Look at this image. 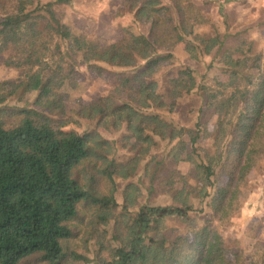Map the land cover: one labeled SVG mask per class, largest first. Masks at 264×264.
Listing matches in <instances>:
<instances>
[{
	"label": "trees",
	"instance_id": "1",
	"mask_svg": "<svg viewBox=\"0 0 264 264\" xmlns=\"http://www.w3.org/2000/svg\"><path fill=\"white\" fill-rule=\"evenodd\" d=\"M72 1L0 0V65L19 71L17 78L0 81V264H76L73 242L82 232L75 221L85 227V246L98 247L87 263L264 264V243L261 254L240 263L212 223L194 224L192 214L202 209L190 203L188 180L200 186V203L207 201L221 221L239 210L248 175L264 161V51L246 30L229 31L224 1L217 10L221 30L210 15L212 0H126L122 7L149 31L108 47L75 34L57 16L55 8ZM181 43L192 60L218 59L230 80L198 85L179 70L160 93L155 76ZM79 60L109 66L101 67L99 76L114 80L115 87L91 104L80 103L73 118L63 88L76 86ZM195 90L200 112L216 117L213 129L204 130L210 149L197 147L200 129L178 127L149 111L172 112ZM14 100L22 105H7ZM81 120L95 128L67 129ZM97 128L124 132L121 142L129 157L117 159V141L101 140ZM161 142L171 163L189 165L187 174L152 156ZM148 157L149 190L175 191L171 205L139 202L143 186L133 179ZM219 175L226 178L223 185L217 184ZM169 220H180L188 230L166 234Z\"/></svg>",
	"mask_w": 264,
	"mask_h": 264
},
{
	"label": "rangeland",
	"instance_id": "2",
	"mask_svg": "<svg viewBox=\"0 0 264 264\" xmlns=\"http://www.w3.org/2000/svg\"><path fill=\"white\" fill-rule=\"evenodd\" d=\"M26 1V0H24ZM35 2L41 1L42 3L49 2L50 0H34ZM195 1V0H194ZM205 0L197 1L202 3ZM126 0H73L68 5H58L55 8V12L59 18L63 20L67 25L71 27L73 32L77 35H83L92 42L99 44L101 47H108L120 40L128 37L131 34L140 35L147 34L149 27L146 25L138 24L134 21L132 13L128 9L123 8L122 4ZM218 3L220 1L215 0L210 10V15L215 19V22L220 29L224 28L222 18L218 16ZM223 3V2H222ZM262 4V2H261ZM227 24L229 25V31L233 34L239 32H245V36L254 40L257 45V49L264 51V8L260 13L258 10H244V8L237 5H232L226 8ZM249 20V21H248ZM246 22V23H245ZM256 24V26H252ZM240 40V37L236 38V41ZM186 44L181 43L173 49L170 54L171 57L163 64V69L157 76L160 85V93L163 95L167 90V80L174 77L179 70L188 72L191 79L198 85L211 84L214 79L228 82L230 80V74L225 71L223 64H220L219 60L213 56H202L198 61L192 60L186 51ZM212 68H209L210 65ZM101 67L110 69L109 66L101 63H77V84L76 86L66 85L63 88V92L69 95V100L66 102L68 115L75 118V113L79 109L80 103L91 104L99 98L108 95L113 91L115 87L114 80H107L99 76V70ZM117 70V69H112ZM19 76V71L15 68H8L5 65H0V81L15 79ZM33 97H30L32 99ZM8 106H21L15 100L10 101ZM201 100L197 95V91H193L190 95L182 97L174 111L170 112L168 108L156 109L153 108L149 111L155 112L162 116L169 122L174 123L178 127H186L191 130L200 129V140L197 143V147L201 149H210L212 141L210 138H204V130L207 128L211 131L215 125L216 117H213L210 112H200ZM206 124V125H205ZM199 126V127H198ZM95 128L93 124L88 121H80V125L75 123L70 124L67 128L69 130H76L78 132H84ZM99 138L107 143L117 141L116 158L119 160H125L129 157L128 148L122 146L121 138L124 132L112 134L106 131L104 128L96 129ZM166 143L161 142L152 152V156H157V161H163L164 165L171 170L180 171L187 174L189 171V165L185 162L171 163L167 159ZM151 156V157H152ZM148 157L143 164L139 167L138 173L133 179L134 182H139L143 186V195L140 198V204L162 205L168 206L172 204V198L175 191L170 192L167 187L155 186L154 190L150 192L149 177L146 176L145 164L151 160ZM191 185H193V192L190 198V203L196 209V211L202 212L199 214L193 213L192 219L194 224L200 227L204 226L208 221L212 223L213 228L217 230L223 238L224 247L230 251V253L236 254L239 257V261H250L255 258L257 254H261V246L264 243V161L260 162L255 169L248 175V183L244 187L243 194L240 197V208L236 211L230 219L220 220V217H215V213L211 207L207 205V201L201 204L198 199V192L200 186L197 185L194 180L188 178ZM226 178L219 175L217 179L218 185H223ZM125 182L120 181V190L117 194V199L120 204L123 203L122 190ZM182 188V185H177L176 190ZM138 208L131 209V211H137ZM86 213V211L84 212ZM91 214V212H87ZM166 234H184L188 229L186 225L180 220H169ZM82 235L85 231L84 225H79L78 221L73 223ZM188 227V225H187ZM188 234V232H187ZM78 237L73 242V248L77 255L76 264H92L85 262V258L93 259L96 257L98 247L94 242H89L87 247L85 246L86 237ZM190 235V234H188ZM104 258H108L109 253L107 251L102 253Z\"/></svg>",
	"mask_w": 264,
	"mask_h": 264
},
{
	"label": "crops",
	"instance_id": "3",
	"mask_svg": "<svg viewBox=\"0 0 264 264\" xmlns=\"http://www.w3.org/2000/svg\"><path fill=\"white\" fill-rule=\"evenodd\" d=\"M196 1H200V0H196ZM218 1H224L227 4V8H229L232 5H237L239 7L244 8V10L245 9L258 10L259 13L261 12L260 10L264 8V0H218ZM263 14L264 13L260 14V16H262Z\"/></svg>",
	"mask_w": 264,
	"mask_h": 264
}]
</instances>
